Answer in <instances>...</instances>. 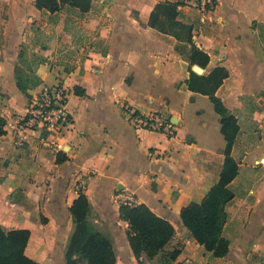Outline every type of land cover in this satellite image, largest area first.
<instances>
[{
	"label": "crops",
	"instance_id": "crops-1",
	"mask_svg": "<svg viewBox=\"0 0 264 264\" xmlns=\"http://www.w3.org/2000/svg\"><path fill=\"white\" fill-rule=\"evenodd\" d=\"M34 3L10 0L14 16L0 46V227L29 229V257L65 264L71 207L83 192L88 219L112 241L116 264H179L186 257L194 264H264V0H217L204 20L196 0H92L86 13L66 5L54 14ZM160 3L178 4L174 18L160 15L161 27L151 24ZM60 12L51 24L48 15ZM34 22L56 29L58 46L42 51L34 68L41 83L26 95L16 71L21 29ZM190 37L210 56L197 70H228L216 96L239 124L231 152L239 173L224 227L230 250L223 257L199 244L181 218L183 207L201 202L219 182L227 146L210 97L187 86ZM58 83L68 89V127L28 129L23 141L7 131L27 114L32 94ZM128 108H166L176 134L136 129ZM121 193L174 225L173 239L154 258L135 257ZM176 248L180 254L168 259Z\"/></svg>",
	"mask_w": 264,
	"mask_h": 264
},
{
	"label": "trees",
	"instance_id": "trees-1",
	"mask_svg": "<svg viewBox=\"0 0 264 264\" xmlns=\"http://www.w3.org/2000/svg\"><path fill=\"white\" fill-rule=\"evenodd\" d=\"M34 5L39 10L52 14L59 12L66 5L70 9H77L80 13L90 10L92 0H35ZM177 3H160L156 6L151 24L159 26L161 14L167 18L177 15ZM191 41V37L189 38ZM189 54L190 77L186 81L191 91L208 95L220 114L222 133L227 141L225 149V163L220 180L207 193L201 202H191L181 210L183 224L190 230L197 242L213 253L215 257H223L230 250V240L224 234L227 222V204L233 199L234 193L230 183L239 173V166L232 156V146L239 131L237 118L224 106L222 100L216 96L218 88L228 77V70L216 67L208 75L198 69L207 67L210 61L208 53L190 42ZM18 88L29 95V90L41 83L40 77L32 69L16 71ZM81 94L82 91L75 89ZM4 124L0 118V127ZM4 133L0 128V134ZM90 201L87 195L80 192L71 207L74 231L69 239L66 251V264H116V254L112 241L97 231L88 213ZM121 213L129 224L128 239L131 249L137 259L146 254L154 258L164 251L173 239L176 230L174 225L165 218L155 214L146 204L122 206ZM31 237L29 229H13L6 231L0 227V264H42L26 254V247ZM180 254L174 249L168 254V259L174 260Z\"/></svg>",
	"mask_w": 264,
	"mask_h": 264
},
{
	"label": "built area",
	"instance_id": "built-area-1",
	"mask_svg": "<svg viewBox=\"0 0 264 264\" xmlns=\"http://www.w3.org/2000/svg\"><path fill=\"white\" fill-rule=\"evenodd\" d=\"M203 20L216 7L217 0H196ZM68 89L64 84L58 83L43 87L29 98L28 111L26 115L17 116L8 124L7 131L20 141H23L28 129H45L48 131H61L70 124L68 113ZM129 119L136 129L163 132L169 136L176 134L175 123L171 113L167 109H152L143 114L127 109ZM118 197L132 206L134 198L128 194L121 193ZM179 264H194L189 257L182 259Z\"/></svg>",
	"mask_w": 264,
	"mask_h": 264
},
{
	"label": "rangeland",
	"instance_id": "rangeland-1",
	"mask_svg": "<svg viewBox=\"0 0 264 264\" xmlns=\"http://www.w3.org/2000/svg\"><path fill=\"white\" fill-rule=\"evenodd\" d=\"M66 11L63 12L65 14ZM60 13L56 15H48V20L51 24L56 25L60 17ZM14 16V10L11 8L10 0H0V46L5 43L4 32L6 31L7 23L10 17ZM72 21H68V23ZM37 25L34 22L32 26L22 27L21 32L24 34V41L21 47V53L18 59L17 70L19 71H29L30 69L35 70V66L42 60V51L46 48H57L58 42L56 41L57 30L55 32H51V28H46L45 30H41L40 27L35 28ZM33 36H36L33 38ZM33 38V39H32ZM168 104H165L164 107H168ZM160 109V108H159ZM166 109V108H161ZM172 115V114H171ZM118 192V191H116ZM121 203V202H120ZM122 206H128L124 201L121 203ZM121 212V211H120ZM42 222H45V219L42 218ZM91 222V221H90ZM92 223V222H91ZM94 228L98 230V228L92 223ZM100 232V231H99ZM102 233V232H100ZM105 235L104 233H102ZM106 236V235H105ZM70 239V238H69ZM69 243V241H68ZM68 246V245H67ZM66 264V257L64 258ZM140 264H143V261H139Z\"/></svg>",
	"mask_w": 264,
	"mask_h": 264
}]
</instances>
